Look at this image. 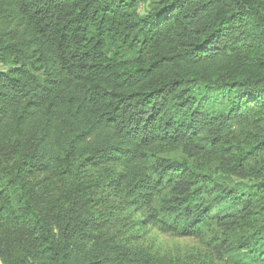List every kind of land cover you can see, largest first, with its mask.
Masks as SVG:
<instances>
[{
	"label": "trees",
	"instance_id": "1",
	"mask_svg": "<svg viewBox=\"0 0 264 264\" xmlns=\"http://www.w3.org/2000/svg\"><path fill=\"white\" fill-rule=\"evenodd\" d=\"M0 264H264V0H0Z\"/></svg>",
	"mask_w": 264,
	"mask_h": 264
},
{
	"label": "rangeland",
	"instance_id": "2",
	"mask_svg": "<svg viewBox=\"0 0 264 264\" xmlns=\"http://www.w3.org/2000/svg\"><path fill=\"white\" fill-rule=\"evenodd\" d=\"M144 9L145 6H143L142 11H144ZM146 238V244H151L156 248H160L168 255L175 252L183 253L192 247L200 245L198 240L194 238L177 237L162 233L157 229H151V232L146 235Z\"/></svg>",
	"mask_w": 264,
	"mask_h": 264
}]
</instances>
